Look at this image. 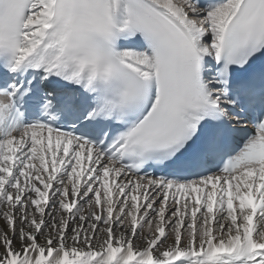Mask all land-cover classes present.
<instances>
[{"label":"snow or ice","instance_id":"1","mask_svg":"<svg viewBox=\"0 0 264 264\" xmlns=\"http://www.w3.org/2000/svg\"><path fill=\"white\" fill-rule=\"evenodd\" d=\"M0 264H264V0H0Z\"/></svg>","mask_w":264,"mask_h":264}]
</instances>
